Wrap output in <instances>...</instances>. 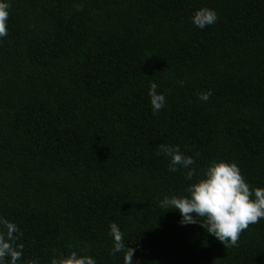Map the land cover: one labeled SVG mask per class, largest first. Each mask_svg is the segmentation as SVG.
Wrapping results in <instances>:
<instances>
[{"label":"trees","instance_id":"1","mask_svg":"<svg viewBox=\"0 0 264 264\" xmlns=\"http://www.w3.org/2000/svg\"><path fill=\"white\" fill-rule=\"evenodd\" d=\"M7 2L0 216L22 233L18 264H49L53 249L123 264L111 223L136 264H264V219L225 248L159 206L191 183L161 144L199 153V172L235 162L264 187V0ZM201 7L218 16L204 29L192 23ZM152 83L166 95L155 114Z\"/></svg>","mask_w":264,"mask_h":264},{"label":"clouds","instance_id":"2","mask_svg":"<svg viewBox=\"0 0 264 264\" xmlns=\"http://www.w3.org/2000/svg\"><path fill=\"white\" fill-rule=\"evenodd\" d=\"M9 9L7 0H0V39L7 35ZM217 20L215 10L207 7L197 9L192 15V23L199 29L213 25ZM211 94L210 90H205L200 92L197 98L206 103ZM148 97L154 114L165 107L166 95L157 92L156 83L150 85ZM159 150L160 154L168 158V171L175 173L185 170L183 175L191 182L185 189L187 195H165L159 201V206L164 212H179L181 226L198 224L227 248L237 245L240 234L249 225L264 219V187L250 186L235 162L213 160L199 172L194 167L199 153L186 155L178 145L165 144L159 145ZM109 229L113 245L110 254L115 256L122 253L123 264H136L133 261L135 249L125 246L126 242L119 226L111 223ZM21 235L16 223L0 216V264H18L21 261L24 254L23 244L18 243ZM26 264H39V260ZM49 264H96V261L94 257L75 250L63 254L53 249Z\"/></svg>","mask_w":264,"mask_h":264}]
</instances>
